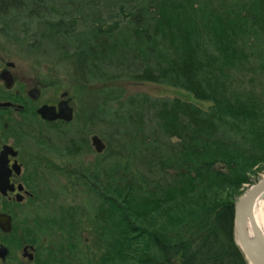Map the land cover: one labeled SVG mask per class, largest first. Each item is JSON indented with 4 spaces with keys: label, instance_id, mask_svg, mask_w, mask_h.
<instances>
[{
    "label": "trees",
    "instance_id": "trees-1",
    "mask_svg": "<svg viewBox=\"0 0 264 264\" xmlns=\"http://www.w3.org/2000/svg\"><path fill=\"white\" fill-rule=\"evenodd\" d=\"M112 6L110 18L95 13L81 43L76 21L30 10L38 19L44 12L41 36L58 40L62 63L97 87L87 118L108 141L83 173L93 200L88 227L71 207L37 219V232L72 240V254L89 234L95 253L84 264H247L235 203L264 170V0ZM27 8L24 0H0V16ZM71 9L82 18L79 6ZM123 80L178 88L211 106L110 87ZM180 198L192 202L153 227L142 223Z\"/></svg>",
    "mask_w": 264,
    "mask_h": 264
},
{
    "label": "rangeland",
    "instance_id": "rangeland-1",
    "mask_svg": "<svg viewBox=\"0 0 264 264\" xmlns=\"http://www.w3.org/2000/svg\"><path fill=\"white\" fill-rule=\"evenodd\" d=\"M29 8L23 12H11L9 15L0 16V63L13 62L16 65H33L36 71H44L47 75L48 87L54 88L48 99H58L62 91H70L73 97V106L75 108L78 120L69 127L63 126L60 132L64 133V138L56 137L49 133L50 147L42 148L41 156L45 161V168L41 170L44 177L45 189L40 191V204L31 209L32 217L35 219H43L50 214H59L61 211H68L69 208H79L82 215L83 224L88 227L89 222V207L93 202L92 197L84 187V170L94 167L98 153L93 146L92 138L99 136L106 145L108 141L102 137L100 130L102 127L89 130V116H91L88 109L94 105L97 100L96 94H91L96 91L97 87L94 84L84 85L79 82L77 75L72 70V66L65 65L59 59L63 50L57 46V39L47 40L42 35L45 31L44 26L41 25V19L44 17V12H41L42 17L39 19L31 16L30 10L36 9L44 10L51 9L50 19H59L62 16L76 21L75 38L81 43L93 30V18L95 13H99L103 18H110L108 12L112 9V2L116 0H73V5L69 8L66 2L69 0H24ZM80 7L82 18L77 14V10L71 8ZM118 17L119 14L114 15ZM46 18V17H45ZM76 19V20H75ZM44 21V20H43ZM45 40H42V39ZM75 41L72 39L71 41ZM66 48L72 49L68 42L65 43ZM65 52V51H64ZM110 87L123 89L126 96L137 94H146L154 98L174 99L180 98L193 102L197 106L208 109L211 103L195 100L194 97L181 89L172 88L164 85H157L152 83H138L130 80H123L112 83ZM88 117V118H87ZM102 128V129H101ZM104 131V130H103ZM83 139L93 146L94 154L84 157L67 158V156L60 151V147H66L70 141ZM80 141V140H79ZM52 147V148H51ZM54 147V148H53ZM40 150L34 151L35 154ZM56 154L60 156H57ZM264 178V170L256 176L251 177V185L257 183ZM192 199L184 198L175 199V201L165 205L156 214L142 220V223L147 227H153L159 221L166 219L168 216L176 213L184 206L190 204ZM59 233L48 237V241L63 246V249H70L68 239L65 236L59 237ZM92 235V233H91ZM44 238V237H43ZM81 244L78 253L83 252V256L87 258L89 254H94L93 238L87 234ZM82 257L81 259H84Z\"/></svg>",
    "mask_w": 264,
    "mask_h": 264
},
{
    "label": "flooded vegetation",
    "instance_id": "flooded-vegetation-1",
    "mask_svg": "<svg viewBox=\"0 0 264 264\" xmlns=\"http://www.w3.org/2000/svg\"><path fill=\"white\" fill-rule=\"evenodd\" d=\"M52 90L46 72L36 71L33 65L0 63V264L86 263L82 253L72 254L48 241L49 236L40 235L35 227L37 219L31 214L45 189L41 170L46 164L41 151L47 144L50 147L52 137L48 134L64 138L61 127L78 120L70 91H62L58 99H48ZM64 102L73 110L70 122L44 119L39 114L44 106L59 114ZM89 127L92 129L90 123ZM83 142L79 145V140H73L59 149L69 159L93 155V146Z\"/></svg>",
    "mask_w": 264,
    "mask_h": 264
},
{
    "label": "water",
    "instance_id": "water-1",
    "mask_svg": "<svg viewBox=\"0 0 264 264\" xmlns=\"http://www.w3.org/2000/svg\"><path fill=\"white\" fill-rule=\"evenodd\" d=\"M55 111L53 107L44 106L39 110V114L48 120L72 121L73 110L69 107L68 102L60 105L59 114ZM92 143L98 153L105 151V144L99 136H94ZM257 199H264V178L247 189L235 203V238L247 264H264V236L254 217V202ZM249 223L252 227L253 237L248 232Z\"/></svg>",
    "mask_w": 264,
    "mask_h": 264
},
{
    "label": "bare ground",
    "instance_id": "bare-ground-1",
    "mask_svg": "<svg viewBox=\"0 0 264 264\" xmlns=\"http://www.w3.org/2000/svg\"><path fill=\"white\" fill-rule=\"evenodd\" d=\"M254 217L257 226L259 227L261 233L264 236V199H257L254 202ZM248 232L251 237H253L251 224H248Z\"/></svg>",
    "mask_w": 264,
    "mask_h": 264
}]
</instances>
